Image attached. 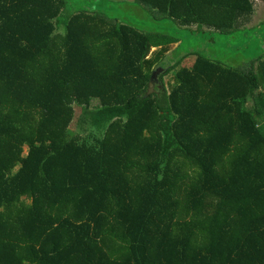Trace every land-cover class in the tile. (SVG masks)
<instances>
[{"label":"trees","instance_id":"obj_1","mask_svg":"<svg viewBox=\"0 0 264 264\" xmlns=\"http://www.w3.org/2000/svg\"><path fill=\"white\" fill-rule=\"evenodd\" d=\"M130 3L228 37L254 13ZM66 7L0 0V264H264V49L235 67L176 56L167 28ZM160 68L174 83L148 96Z\"/></svg>","mask_w":264,"mask_h":264},{"label":"rangeland","instance_id":"obj_2","mask_svg":"<svg viewBox=\"0 0 264 264\" xmlns=\"http://www.w3.org/2000/svg\"><path fill=\"white\" fill-rule=\"evenodd\" d=\"M133 0H67V7L63 12L61 18H65L73 14L78 10H88L93 12H100L109 19L119 20L126 22V24L136 27L143 33H155L156 31H166V28L172 33H177L182 39V51H178L179 54H185L188 51H201L207 55H212L217 60L231 66H236L240 62H245V59L252 55L260 54L264 49V0H251L254 5V13L252 16L246 19H240L236 25L235 31L231 37L221 35L217 32L210 34L211 29L204 27V34L200 32L191 34L192 29H183V31L177 30L173 25H161L160 22H156L154 17H158L152 9L132 4ZM59 33H64V27L60 28ZM261 48V49H260ZM156 50V49H155ZM174 51V50H173ZM169 55L171 57L174 52ZM177 57H174L176 59ZM195 55H189L183 60L180 66H189L194 62ZM257 64V63H256ZM255 64V65H256ZM164 70H160V75ZM165 87L170 90L174 83L173 72H169L164 76ZM159 93V88L156 87ZM155 94L153 92L151 95ZM252 99L248 102V107L252 105ZM81 108H77L78 112ZM82 114L78 113L72 125V131L79 129ZM80 120V121H78ZM79 122V125H78ZM85 129L88 128V124H82ZM90 127V125H89ZM96 135H100L95 133ZM88 133L84 131L82 136H86ZM89 138V135H88ZM27 154L25 148L24 155Z\"/></svg>","mask_w":264,"mask_h":264},{"label":"water","instance_id":"obj_3","mask_svg":"<svg viewBox=\"0 0 264 264\" xmlns=\"http://www.w3.org/2000/svg\"><path fill=\"white\" fill-rule=\"evenodd\" d=\"M160 70H162V68L156 70L153 73V76L151 78V81H150V84H149V88H148V93H147L148 96H151V94L153 92L158 93V91L156 90V87H157L158 84H160V77H159Z\"/></svg>","mask_w":264,"mask_h":264},{"label":"flooded vegetation","instance_id":"obj_4","mask_svg":"<svg viewBox=\"0 0 264 264\" xmlns=\"http://www.w3.org/2000/svg\"><path fill=\"white\" fill-rule=\"evenodd\" d=\"M157 88H159V94H163L164 91L166 90L164 81L162 82V80L160 79V84L157 85Z\"/></svg>","mask_w":264,"mask_h":264},{"label":"crops","instance_id":"obj_5","mask_svg":"<svg viewBox=\"0 0 264 264\" xmlns=\"http://www.w3.org/2000/svg\"><path fill=\"white\" fill-rule=\"evenodd\" d=\"M264 2V1H263ZM264 4V3H263ZM179 44L177 43V44H172L170 47H168V50H167V52H166V54L165 55H169L173 50H175L176 48H177V46H178ZM155 50V49H154Z\"/></svg>","mask_w":264,"mask_h":264}]
</instances>
